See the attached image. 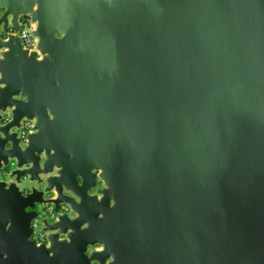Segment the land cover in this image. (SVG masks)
Segmentation results:
<instances>
[{
    "label": "water",
    "instance_id": "obj_1",
    "mask_svg": "<svg viewBox=\"0 0 264 264\" xmlns=\"http://www.w3.org/2000/svg\"><path fill=\"white\" fill-rule=\"evenodd\" d=\"M0 8V264H264V0Z\"/></svg>",
    "mask_w": 264,
    "mask_h": 264
},
{
    "label": "built area",
    "instance_id": "obj_2",
    "mask_svg": "<svg viewBox=\"0 0 264 264\" xmlns=\"http://www.w3.org/2000/svg\"><path fill=\"white\" fill-rule=\"evenodd\" d=\"M20 25V30L16 35L20 37L23 48L28 50L29 52L39 51V37L35 34V30L37 29V22H35L30 15H22ZM34 126V120L27 118L23 119L21 122V126L18 128L19 136L26 137L27 134L31 133L34 130ZM39 223H42L44 225L43 220L41 221L40 218L35 220V230L32 237L38 245L46 243L47 241V232H43V230L37 229Z\"/></svg>",
    "mask_w": 264,
    "mask_h": 264
},
{
    "label": "flooded vegetation",
    "instance_id": "obj_3",
    "mask_svg": "<svg viewBox=\"0 0 264 264\" xmlns=\"http://www.w3.org/2000/svg\"><path fill=\"white\" fill-rule=\"evenodd\" d=\"M3 13H4V9L3 8H0V17H2V15H3ZM20 21H21V16L19 17V19H18V23H19V30H20ZM18 30V31H19ZM18 31L15 29V27H14V25H12V27H11V29H9V30H5V28H4V24L3 23H0V38H4V39H7L9 36H11V35H16L17 33H18ZM102 187H104V183H103V181L102 180H100L99 179V177L97 178V185H96V187L94 188V189H92L91 190V192L90 193H93V194H95V193H98L97 191H98V189H100V188H102ZM40 210H39V213H40V216L37 218V219H39V218H44V217H46L45 215H44V217H41V214H42V212H40V211H43V210H45V209H50V206H47L46 208H44V206H41L40 208H39ZM48 215H51V213H48ZM36 219V220H37ZM34 230H35V228H34ZM62 238H64L65 236H61ZM33 239V238H32ZM95 264H97V262H94Z\"/></svg>",
    "mask_w": 264,
    "mask_h": 264
},
{
    "label": "rangeland",
    "instance_id": "obj_4",
    "mask_svg": "<svg viewBox=\"0 0 264 264\" xmlns=\"http://www.w3.org/2000/svg\"><path fill=\"white\" fill-rule=\"evenodd\" d=\"M40 219H41V221H42V218H40ZM37 229H41V230H43V232H47V231L45 230V228H44V225H43L42 223H39V224H38ZM93 248H94V249H98V248H99V245L96 244ZM97 264H99V263L97 262Z\"/></svg>",
    "mask_w": 264,
    "mask_h": 264
}]
</instances>
